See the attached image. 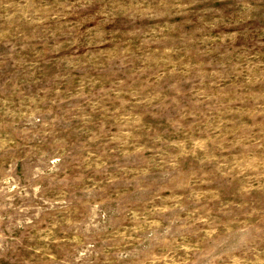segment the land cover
Returning a JSON list of instances; mask_svg holds the SVG:
<instances>
[{
	"label": "rangeland",
	"instance_id": "rangeland-1",
	"mask_svg": "<svg viewBox=\"0 0 264 264\" xmlns=\"http://www.w3.org/2000/svg\"><path fill=\"white\" fill-rule=\"evenodd\" d=\"M0 264H264V0H0Z\"/></svg>",
	"mask_w": 264,
	"mask_h": 264
}]
</instances>
